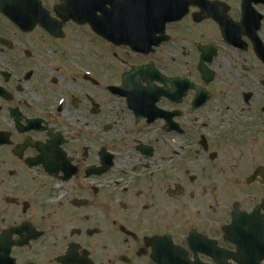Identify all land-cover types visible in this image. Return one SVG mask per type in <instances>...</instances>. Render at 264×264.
Masks as SVG:
<instances>
[{"label": "flooded vegetation", "instance_id": "af4514ba", "mask_svg": "<svg viewBox=\"0 0 264 264\" xmlns=\"http://www.w3.org/2000/svg\"><path fill=\"white\" fill-rule=\"evenodd\" d=\"M39 1L12 0L23 28L0 10V264H239L233 212L264 195L245 191L246 207L227 201V184L264 178L221 149L243 123H214L211 100L255 108L264 132L253 38L264 43V1L172 0L185 13L149 34L148 53L122 43L144 40L140 6L109 4L120 14L109 27L129 34L106 39L94 0ZM225 53L245 59L248 86L230 63L223 70ZM243 227L239 243L264 254L263 235Z\"/></svg>", "mask_w": 264, "mask_h": 264}, {"label": "rangeland", "instance_id": "374dc122", "mask_svg": "<svg viewBox=\"0 0 264 264\" xmlns=\"http://www.w3.org/2000/svg\"><path fill=\"white\" fill-rule=\"evenodd\" d=\"M225 54L226 56L222 58L223 70H226L225 69L226 65L230 63L231 66L234 68L235 72L237 73L238 85L241 84L244 87L248 86L249 80L243 78L248 75L245 74L244 70L241 68V64L244 63L245 59L243 57L239 58L235 53H225ZM247 60L254 61L253 58L250 57H247ZM254 70H256V68ZM224 85L225 83L219 82L218 80L216 81L215 84L216 87H220ZM231 102L232 100L229 102H224L221 99V97L219 100H215L214 98L211 100V107L215 108L214 115L215 117H217L214 123L216 122L224 123L223 121H227L229 119H233L239 123L240 122L243 123L242 124L243 131L240 132V135L237 136L235 140L229 138L226 142L225 140H223L221 142L222 143L221 149L225 151L233 152L235 158L230 159V161L234 162L235 163L234 165L239 169L243 167H249V171L247 173H251L258 166H264V132L255 130L256 127L254 126V124L256 122V119L253 117V114L255 113V108L245 109L242 105L232 106ZM223 103L225 105L222 106ZM214 123L211 122L212 125ZM238 175L239 173L237 174L228 173L227 178L228 179H231L233 177L235 178ZM227 186L229 190H231L232 192L234 191V193L232 192L229 193L230 196H227V201L229 199H234V197L239 198L238 200L242 203L243 206H246L243 203L244 197H242L245 191H253L254 196L257 195L256 196L257 201H260L261 196L264 195V181L261 182L259 181L256 185L251 186L249 189L245 187L244 183L237 185L234 182H230V184L228 183ZM236 193H238V196H236L237 195Z\"/></svg>", "mask_w": 264, "mask_h": 264}, {"label": "water", "instance_id": "95a60500", "mask_svg": "<svg viewBox=\"0 0 264 264\" xmlns=\"http://www.w3.org/2000/svg\"><path fill=\"white\" fill-rule=\"evenodd\" d=\"M108 0H94V7L96 5L102 7ZM156 1L157 0H152V3H151V0H146L145 2V6L147 7V11H146V14H149L150 16H157V17H165L164 21L166 19H168L169 17H172L171 15L167 14L166 12H163V15L157 13L156 11H149L150 7H152L153 5H156ZM97 3V4H96ZM105 6V5H104ZM0 7H1V10L7 14L8 16L12 17V13H11V4H10V0H0ZM149 11V12H148ZM107 14V12H105V15ZM148 15V17H149ZM16 22H19V20H15ZM97 24L95 21H94V25ZM107 29V27L103 24L100 23V25L98 26V30L100 32H105ZM264 57V55H263ZM208 69V68H207ZM235 215V220L238 219L239 221L241 222H250L251 219H250V216H247V215H244V214H240L239 212L237 213H234ZM235 228V227H234ZM262 229L264 230V228L262 227ZM230 239H233V237L231 236ZM243 260V259H242ZM243 261H241L242 263ZM245 264V263H243Z\"/></svg>", "mask_w": 264, "mask_h": 264}]
</instances>
